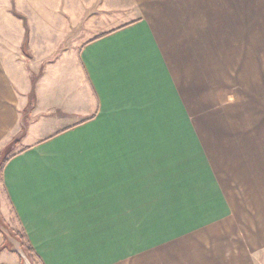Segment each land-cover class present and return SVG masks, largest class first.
Listing matches in <instances>:
<instances>
[{
  "label": "crops",
  "instance_id": "obj_1",
  "mask_svg": "<svg viewBox=\"0 0 264 264\" xmlns=\"http://www.w3.org/2000/svg\"><path fill=\"white\" fill-rule=\"evenodd\" d=\"M0 204L32 264H134L154 224L248 259L264 0H0ZM0 264H21L1 231Z\"/></svg>",
  "mask_w": 264,
  "mask_h": 264
},
{
  "label": "rangeland",
  "instance_id": "obj_2",
  "mask_svg": "<svg viewBox=\"0 0 264 264\" xmlns=\"http://www.w3.org/2000/svg\"><path fill=\"white\" fill-rule=\"evenodd\" d=\"M14 2L13 4L16 5V1ZM18 7L20 9L22 8L19 3ZM12 9L13 12L17 13L15 7ZM17 14L19 16H24L25 12L22 11V13H19L18 11ZM24 17L27 18L28 27L32 29L33 19L29 15H25ZM228 92L229 95L227 96L220 95V101L225 104L236 101V98H233L231 95V93L234 94V91L230 89ZM6 213V207L0 204V222L6 225L17 237V231L14 232L11 230L15 226L14 221L11 219V225H9L7 219L5 220L3 218V215ZM200 232L204 233L203 237L205 241H200L198 237L196 240L194 234H186L185 238L187 240L179 241L177 240L179 238L177 226L154 224L152 226V242L147 241L144 245L138 241L135 259L133 260L134 264H210L213 251L210 248L211 243L207 240L209 237L208 231L202 228ZM215 243L218 245V242H212L213 245ZM252 246L253 248H249L248 251V259L247 257L241 259L243 263L244 260H247L248 264H264V243H254ZM28 257L30 258L29 255ZM241 260L238 258L237 264H241Z\"/></svg>",
  "mask_w": 264,
  "mask_h": 264
},
{
  "label": "water",
  "instance_id": "obj_3",
  "mask_svg": "<svg viewBox=\"0 0 264 264\" xmlns=\"http://www.w3.org/2000/svg\"><path fill=\"white\" fill-rule=\"evenodd\" d=\"M0 231L4 234L10 251L16 253L20 257L21 264H32L20 239H18L2 222H0Z\"/></svg>",
  "mask_w": 264,
  "mask_h": 264
},
{
  "label": "trees",
  "instance_id": "obj_4",
  "mask_svg": "<svg viewBox=\"0 0 264 264\" xmlns=\"http://www.w3.org/2000/svg\"><path fill=\"white\" fill-rule=\"evenodd\" d=\"M17 238L20 239L22 246L24 248V250L27 252V254L30 256L31 261H33L32 255H31V249L26 245L25 241L23 240V236L22 235H17Z\"/></svg>",
  "mask_w": 264,
  "mask_h": 264
}]
</instances>
